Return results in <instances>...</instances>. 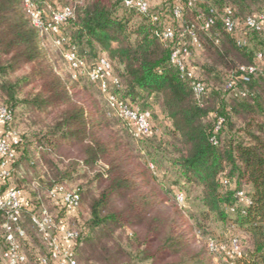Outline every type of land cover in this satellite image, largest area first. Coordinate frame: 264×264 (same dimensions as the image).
Returning <instances> with one entry per match:
<instances>
[{"label": "trees", "instance_id": "1", "mask_svg": "<svg viewBox=\"0 0 264 264\" xmlns=\"http://www.w3.org/2000/svg\"><path fill=\"white\" fill-rule=\"evenodd\" d=\"M33 1L43 19L74 7L61 26L63 47L75 45L90 66L106 56L118 79L111 92L119 102L150 110L153 125L136 137L106 99L105 107L97 99L96 89L104 96L96 82L56 70L25 0H0V105L14 112V121L22 108L33 126L21 136L3 190H18L29 221L34 225L32 213L51 204L57 226L66 220L79 231L78 264H214L217 254H225L223 264H264V32L243 28L239 43L223 22L227 6L243 22L256 13L255 1L150 0L149 12L124 0ZM178 2L185 7L176 18ZM209 18L214 23L205 28ZM166 25L174 28L172 40L160 36ZM190 28L202 49L192 44ZM179 45L192 50L189 64L206 86L201 96L171 59ZM243 66L257 67L248 81L237 77ZM33 160L47 175L39 179L43 188L52 186L50 171L56 185L83 181L74 188L77 209L67 212L50 198L54 186L33 200L21 176ZM178 192L193 209L178 205ZM5 218L0 210L2 252ZM23 222L29 264L42 257L55 264L48 247L44 255L35 248ZM215 223L225 241L215 236Z\"/></svg>", "mask_w": 264, "mask_h": 264}, {"label": "built area", "instance_id": "2", "mask_svg": "<svg viewBox=\"0 0 264 264\" xmlns=\"http://www.w3.org/2000/svg\"><path fill=\"white\" fill-rule=\"evenodd\" d=\"M197 1L206 0H186L189 6ZM128 7H134L141 12H149L151 8L150 0H124ZM28 13L32 22L40 30L43 36L52 35L54 42L62 48V52L69 69L75 76H85L98 84L104 98L117 114L127 122L130 131L136 137H143L152 132V114L150 110H143L139 106H130L128 103L119 102L116 95L111 92L110 85L118 83V79L112 74V65L106 56H101L97 64L90 66L88 62L77 53L75 45L65 49L63 46L67 41L64 37L61 26L74 16V7L65 6L61 10H54L45 19L40 15L33 0H25ZM185 4L178 2L173 8V14L179 18L184 10ZM159 20V15L154 16V21ZM223 22L225 28L230 33H236L239 43L245 42V34L242 31L255 30L264 32V9L254 14L248 15L243 22L236 17L233 9L227 6L223 12ZM214 23L213 18L206 20L204 27L208 28ZM243 26V27H241ZM192 44L196 50L202 49V44L197 34L190 28ZM160 36L165 40H172L175 37L173 26L166 25ZM192 55V50L188 45L176 46L172 52L171 59L180 69L183 76L191 81L194 92L201 96L206 92L205 84L198 78V69L189 64L188 58ZM257 71L256 66L241 67V80L248 81L251 75ZM227 87L235 89V82L228 79ZM14 122V112L7 106L0 105V210H4L6 218L2 224L5 233L7 248L1 252V264H26L28 256L25 252L21 238L26 236L25 228L21 224L24 211V204L20 194L15 188L3 190L5 181L12 175L11 161L16 156V148L21 145L22 138L14 130L9 129ZM48 195L54 200H61L62 209L67 212L74 211L80 204V193L76 189H69L63 185H55L49 190ZM243 202H248L244 192L239 193ZM177 200L180 204L186 202L183 192L177 193ZM32 221L40 231L42 238L51 252L55 264H78L74 255L73 242L78 237L79 231L71 228L70 224L64 220L57 226L55 217L50 209L42 204L37 211L32 213ZM212 249H218L217 244L211 241ZM235 250H238L237 240H234ZM233 256V255H232ZM40 264H48L46 257H42Z\"/></svg>", "mask_w": 264, "mask_h": 264}, {"label": "rangeland", "instance_id": "3", "mask_svg": "<svg viewBox=\"0 0 264 264\" xmlns=\"http://www.w3.org/2000/svg\"><path fill=\"white\" fill-rule=\"evenodd\" d=\"M254 11L255 12H259L261 11V9L263 8V1L262 0H254ZM54 37L52 35H48V36H44V40H45V46L48 50V53L50 54V56L53 58V63L55 65L56 70L62 74L63 76H68L69 74L71 75L73 72L69 69L66 60L64 58L63 52H62V48L60 46H58L55 42H54ZM74 74V73H73ZM85 81H87V79H84ZM96 97L97 99L100 101V103L105 107L106 106V100L105 98L102 97V95L99 93V90L96 89ZM22 108L17 109L16 111V118L15 121L13 122V124L11 125V127L9 129L14 130L15 132H17L19 135H23L24 133H26L27 135H30V133L33 131V126L32 124H30V122L26 119L27 115L26 114H22ZM37 163H35V161L33 160L31 163L29 162V164L27 163L26 168L23 169V174H21V176H24L27 181V186L25 187L27 192L29 193V195H31V197L33 198V200L35 199L34 197L37 196H45L47 194V190L49 188H52L53 186H55L58 182L57 180L53 177L52 172L50 171V176H51V182H52V186H48L47 188H43V186H41V182H40V178L42 180H47V175L44 171H42L41 167L36 165ZM50 170V169H49ZM15 182L19 181V179H17V177L15 178ZM83 181H78L73 182V181H67L65 184V187L69 188V189H74L77 188V184H80ZM49 185V183H48ZM36 192V194H35ZM48 203V202H47ZM178 205L188 211V209H193V206L191 204H189L187 201L184 204H180L178 202ZM49 206V207H48ZM48 208H51V204L48 203ZM29 212L26 213V211H24V217L22 218V221H24V225L27 228L28 234L31 237V242L32 244L35 246V248H37V250H39V253L41 255H44V253L47 252V246L45 244V242L42 240L41 236L39 235V233L37 232V229L35 228V226L29 221L30 219V215L28 214ZM214 230H215V236L218 237L220 240L225 241V235L223 232V228L221 227L220 224H214ZM0 234L2 235V229H0ZM221 237V238H220ZM223 258H226L225 254H217L214 255V264H223L222 260ZM30 262H27L26 264H29ZM33 263V262H31ZM36 264V263H34ZM39 264V263H37Z\"/></svg>", "mask_w": 264, "mask_h": 264}, {"label": "crops", "instance_id": "4", "mask_svg": "<svg viewBox=\"0 0 264 264\" xmlns=\"http://www.w3.org/2000/svg\"><path fill=\"white\" fill-rule=\"evenodd\" d=\"M157 2L159 3V2H161V0H157Z\"/></svg>", "mask_w": 264, "mask_h": 264}]
</instances>
